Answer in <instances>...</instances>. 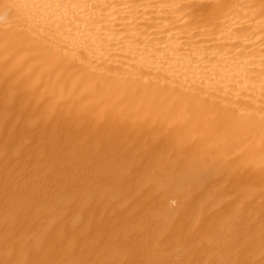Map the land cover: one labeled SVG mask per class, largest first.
<instances>
[{"label": "bare ground", "instance_id": "bare-ground-1", "mask_svg": "<svg viewBox=\"0 0 264 264\" xmlns=\"http://www.w3.org/2000/svg\"><path fill=\"white\" fill-rule=\"evenodd\" d=\"M0 264H264V0H0Z\"/></svg>", "mask_w": 264, "mask_h": 264}]
</instances>
